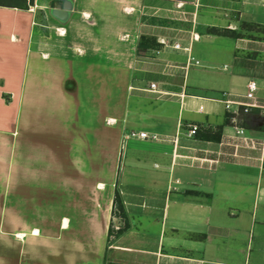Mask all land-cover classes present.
<instances>
[{"label":"crops","instance_id":"1","mask_svg":"<svg viewBox=\"0 0 264 264\" xmlns=\"http://www.w3.org/2000/svg\"><path fill=\"white\" fill-rule=\"evenodd\" d=\"M262 2L0 5V264H264ZM222 38L221 80L188 86L194 45Z\"/></svg>","mask_w":264,"mask_h":264},{"label":"rangeland","instance_id":"2","mask_svg":"<svg viewBox=\"0 0 264 264\" xmlns=\"http://www.w3.org/2000/svg\"><path fill=\"white\" fill-rule=\"evenodd\" d=\"M0 4L2 5H17L21 6L22 5V0H0ZM179 30H181V27H178ZM232 47V41L226 38L218 39L214 44L209 45V46H204L201 44H195L194 45V50H193V55L192 58L189 57V62L191 65L194 64V57L198 59L199 62V67L192 66L190 67V70L188 71V80H187V85L190 86L192 84H196L197 82H202V84H217V81L221 80V67L223 64L226 63L228 57H229V52ZM224 50L226 51L224 52ZM229 51V52H228ZM182 54H172L169 56L170 59L174 61H180L184 64L185 62V55L181 56ZM165 110L167 109L168 115L171 114L173 111L171 110L169 112V109L167 107H164ZM171 125V124H169ZM132 143L131 141L128 142ZM127 145V144H126ZM128 146V145H127ZM124 147V146H123ZM128 148H123V153H126V150ZM125 164H127V160L124 161V156L122 158L121 164H120V170H119V175H118V182H117V192H122L124 190V170H125ZM131 181H134V179L131 177ZM118 196L122 202L121 196L118 193ZM139 216H136V219L139 220V222H142V225L145 227H148V229L153 230L154 226L153 224L147 223V221H142L140 220ZM118 223V224H116ZM135 223V221L133 222ZM119 225V228L122 229L124 227L123 221H114L113 225ZM136 228H141L140 225L135 223ZM113 229V228H112ZM117 237V232L113 229L112 236L110 237L108 241V245H112Z\"/></svg>","mask_w":264,"mask_h":264},{"label":"trees","instance_id":"3","mask_svg":"<svg viewBox=\"0 0 264 264\" xmlns=\"http://www.w3.org/2000/svg\"><path fill=\"white\" fill-rule=\"evenodd\" d=\"M33 0H22V8L27 9L28 6H32ZM2 5V4H0ZM2 6H8V5H2ZM238 34H234L233 37L237 38ZM160 47V45L156 42V40L153 37L144 36L141 35L138 39L137 43V51H151V50H157ZM112 217H119L124 220V208L123 204L118 196L117 189L114 191V197H113V204H112ZM113 229L111 225L108 228V236L107 241H109L110 237L112 236ZM122 233V230L117 231V236ZM104 264H113L105 262Z\"/></svg>","mask_w":264,"mask_h":264},{"label":"built area","instance_id":"4","mask_svg":"<svg viewBox=\"0 0 264 264\" xmlns=\"http://www.w3.org/2000/svg\"><path fill=\"white\" fill-rule=\"evenodd\" d=\"M262 4L264 5V0L262 2ZM172 48L174 50H180V46L178 44H174L172 46ZM197 64V63H196ZM149 91H152V92H155L156 91V86L154 83H151L149 85ZM257 91V85L254 81H250L247 83L246 85V95H245V98L247 100H254V93ZM222 103L224 104V107L226 110H230L232 105L234 104L233 102L229 101L226 99V95L225 94H222ZM243 106H248L247 104H243ZM198 111H202V107H199L198 108ZM196 127H191V130L189 131L188 133V136H192L194 135V133L196 132ZM242 132L241 131H238L237 134H241ZM126 138H130V139H140V140H156V136L154 135H148L147 133H144V132H136V133H130L127 135ZM263 148V147H262Z\"/></svg>","mask_w":264,"mask_h":264}]
</instances>
